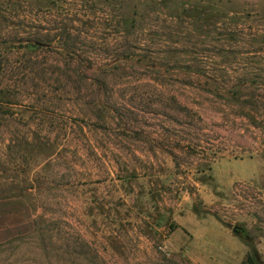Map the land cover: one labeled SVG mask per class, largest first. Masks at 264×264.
Masks as SVG:
<instances>
[{
	"label": "rangeland",
	"instance_id": "obj_1",
	"mask_svg": "<svg viewBox=\"0 0 264 264\" xmlns=\"http://www.w3.org/2000/svg\"><path fill=\"white\" fill-rule=\"evenodd\" d=\"M23 205L0 264H264V0H0Z\"/></svg>",
	"mask_w": 264,
	"mask_h": 264
},
{
	"label": "crops",
	"instance_id": "obj_2",
	"mask_svg": "<svg viewBox=\"0 0 264 264\" xmlns=\"http://www.w3.org/2000/svg\"><path fill=\"white\" fill-rule=\"evenodd\" d=\"M32 217L31 208L26 205L4 211L0 214V230L30 222Z\"/></svg>",
	"mask_w": 264,
	"mask_h": 264
},
{
	"label": "trees",
	"instance_id": "obj_3",
	"mask_svg": "<svg viewBox=\"0 0 264 264\" xmlns=\"http://www.w3.org/2000/svg\"><path fill=\"white\" fill-rule=\"evenodd\" d=\"M248 264H259L255 259L253 258H249L248 261H247Z\"/></svg>",
	"mask_w": 264,
	"mask_h": 264
},
{
	"label": "water",
	"instance_id": "obj_4",
	"mask_svg": "<svg viewBox=\"0 0 264 264\" xmlns=\"http://www.w3.org/2000/svg\"><path fill=\"white\" fill-rule=\"evenodd\" d=\"M236 233H238L239 232V230H238V228H235V230H234Z\"/></svg>",
	"mask_w": 264,
	"mask_h": 264
}]
</instances>
